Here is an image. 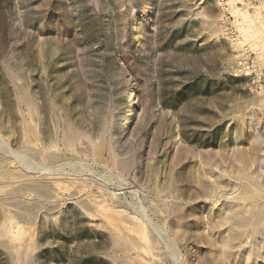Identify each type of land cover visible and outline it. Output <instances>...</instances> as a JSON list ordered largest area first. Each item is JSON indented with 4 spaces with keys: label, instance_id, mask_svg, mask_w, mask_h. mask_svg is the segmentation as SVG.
<instances>
[{
    "label": "rangeland",
    "instance_id": "rangeland-1",
    "mask_svg": "<svg viewBox=\"0 0 264 264\" xmlns=\"http://www.w3.org/2000/svg\"><path fill=\"white\" fill-rule=\"evenodd\" d=\"M0 264H264V0H0Z\"/></svg>",
    "mask_w": 264,
    "mask_h": 264
}]
</instances>
